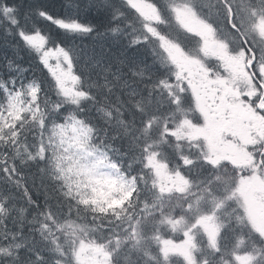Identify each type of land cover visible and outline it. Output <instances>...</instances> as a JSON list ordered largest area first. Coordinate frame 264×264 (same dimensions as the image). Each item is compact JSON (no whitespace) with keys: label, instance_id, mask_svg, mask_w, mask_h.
Returning <instances> with one entry per match:
<instances>
[{"label":"snow or ice","instance_id":"snow-or-ice-1","mask_svg":"<svg viewBox=\"0 0 264 264\" xmlns=\"http://www.w3.org/2000/svg\"><path fill=\"white\" fill-rule=\"evenodd\" d=\"M62 8L0 0V264H264V0Z\"/></svg>","mask_w":264,"mask_h":264},{"label":"trees","instance_id":"trees-1","mask_svg":"<svg viewBox=\"0 0 264 264\" xmlns=\"http://www.w3.org/2000/svg\"><path fill=\"white\" fill-rule=\"evenodd\" d=\"M44 2L46 4H50L52 6V11L56 12L57 14L61 13V11H63L65 15L69 13V9L62 8V5H64L65 3H62L61 0H44ZM44 29L45 31H54V28L50 25H45ZM23 63H25L26 65L30 64L32 66V72H34L37 77H44L45 70H43L42 67L38 65L37 61L34 58L25 55Z\"/></svg>","mask_w":264,"mask_h":264},{"label":"rangeland","instance_id":"rangeland-1","mask_svg":"<svg viewBox=\"0 0 264 264\" xmlns=\"http://www.w3.org/2000/svg\"><path fill=\"white\" fill-rule=\"evenodd\" d=\"M62 1V3H73V2H75V0H69V1H67V0H61Z\"/></svg>","mask_w":264,"mask_h":264}]
</instances>
